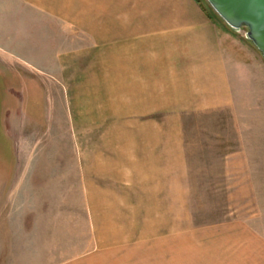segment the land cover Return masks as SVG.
I'll return each mask as SVG.
<instances>
[{
    "label": "rangeland",
    "instance_id": "374dc122",
    "mask_svg": "<svg viewBox=\"0 0 264 264\" xmlns=\"http://www.w3.org/2000/svg\"><path fill=\"white\" fill-rule=\"evenodd\" d=\"M26 9L0 50V264H264V90L164 118Z\"/></svg>",
    "mask_w": 264,
    "mask_h": 264
},
{
    "label": "crops",
    "instance_id": "0c3cea01",
    "mask_svg": "<svg viewBox=\"0 0 264 264\" xmlns=\"http://www.w3.org/2000/svg\"><path fill=\"white\" fill-rule=\"evenodd\" d=\"M0 5L14 7L10 20L0 18L1 51L21 45L26 8H32L36 41L66 53L79 69H118L121 91L141 104L157 96L164 118L230 109L239 96L264 90L261 55L199 0H0ZM85 54H91L89 65H83ZM135 186L131 180L129 188Z\"/></svg>",
    "mask_w": 264,
    "mask_h": 264
},
{
    "label": "water",
    "instance_id": "95a60500",
    "mask_svg": "<svg viewBox=\"0 0 264 264\" xmlns=\"http://www.w3.org/2000/svg\"><path fill=\"white\" fill-rule=\"evenodd\" d=\"M233 32L249 41L264 60V0H204Z\"/></svg>",
    "mask_w": 264,
    "mask_h": 264
},
{
    "label": "trees",
    "instance_id": "16d2710c",
    "mask_svg": "<svg viewBox=\"0 0 264 264\" xmlns=\"http://www.w3.org/2000/svg\"><path fill=\"white\" fill-rule=\"evenodd\" d=\"M199 1H200V0H199ZM208 10H209V12H210V11L212 12L211 14L215 15L214 12L210 9L209 6H208ZM215 16H216V15H215Z\"/></svg>",
    "mask_w": 264,
    "mask_h": 264
}]
</instances>
